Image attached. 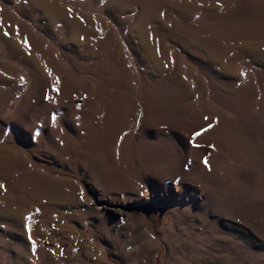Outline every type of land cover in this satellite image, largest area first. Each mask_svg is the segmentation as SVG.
<instances>
[{
  "label": "rangeland",
  "instance_id": "obj_1",
  "mask_svg": "<svg viewBox=\"0 0 264 264\" xmlns=\"http://www.w3.org/2000/svg\"><path fill=\"white\" fill-rule=\"evenodd\" d=\"M0 156V264H264V0H0Z\"/></svg>",
  "mask_w": 264,
  "mask_h": 264
},
{
  "label": "crops",
  "instance_id": "obj_2",
  "mask_svg": "<svg viewBox=\"0 0 264 264\" xmlns=\"http://www.w3.org/2000/svg\"><path fill=\"white\" fill-rule=\"evenodd\" d=\"M6 154V160H4L3 161V166H4V168H6L7 166H6V163L8 162V159H9V157H10V155L8 154V153H5ZM2 156V155H1ZM1 156H0V161L2 160V158H1ZM119 159H121V161H122V159L123 158H121V157H119ZM121 165L122 164H120V165H118V174H119V168L121 167ZM133 166H130V168H132ZM133 172H134V170H133ZM120 180H119V186H121L122 188H128L129 187V185L131 184L130 182H131V180H133L134 178H131V177H127V176H125V180H122V178H119ZM130 179V180H129Z\"/></svg>",
  "mask_w": 264,
  "mask_h": 264
},
{
  "label": "snow or ice",
  "instance_id": "obj_3",
  "mask_svg": "<svg viewBox=\"0 0 264 264\" xmlns=\"http://www.w3.org/2000/svg\"><path fill=\"white\" fill-rule=\"evenodd\" d=\"M196 135H200V133H196Z\"/></svg>",
  "mask_w": 264,
  "mask_h": 264
}]
</instances>
